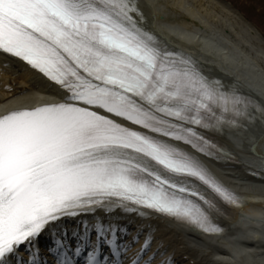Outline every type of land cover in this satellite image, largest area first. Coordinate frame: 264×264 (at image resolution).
Returning a JSON list of instances; mask_svg holds the SVG:
<instances>
[{
	"label": "snow or ice",
	"instance_id": "1",
	"mask_svg": "<svg viewBox=\"0 0 264 264\" xmlns=\"http://www.w3.org/2000/svg\"><path fill=\"white\" fill-rule=\"evenodd\" d=\"M0 55L57 97L0 113V264H157L152 220L216 234L243 206L201 156H231L212 138L264 101L160 40L141 0H0Z\"/></svg>",
	"mask_w": 264,
	"mask_h": 264
},
{
	"label": "bare ground",
	"instance_id": "2",
	"mask_svg": "<svg viewBox=\"0 0 264 264\" xmlns=\"http://www.w3.org/2000/svg\"><path fill=\"white\" fill-rule=\"evenodd\" d=\"M152 1L154 2L155 5L152 4V3H149L147 0H141V7H142V9H143V11L145 13L146 18H147V27L151 31H153V33L157 37H159L160 40L164 41L167 45H169V46H171L173 48H178V46L180 44L186 46L187 48L190 47L187 43H188V41L194 43V40L196 38L194 32L188 31L186 33V35L188 33L189 34L187 35V38L186 39L182 38L181 40L180 39L177 40L176 38L174 39V37L171 34L167 33L166 31H162L163 28H161L160 25L162 23H167V21H166V18H164V17L161 16V14H162L161 12H165L167 10L163 7V4H162L161 0H152ZM209 1L212 2V3H214V5L215 4L217 5V2H218V0H217L216 3L213 2L214 0H209ZM173 3H177V6L182 5V7H184L187 2H185V0H174V1L172 0V4ZM218 4H220V2H218ZM221 4L223 5V3H221ZM158 7H159V9H158ZM190 8H191V6H190ZM194 9H195V7H194ZM194 9L193 8H191L190 10L188 9L189 11H191V13L193 12V14H191V18L193 17L192 15H194L195 13H197V12H195L196 9L195 10ZM222 9H220V10H222ZM227 10H228V8H227ZM173 11H175V10L173 9ZM197 11H198V9H197ZM167 15L165 17H167ZM188 15H190V14H188ZM183 24H184V22H183ZM239 24L241 25L240 28H242L244 31H246V32H249L250 31L252 33V35L255 34L254 33V30L253 29L252 30L250 29V27H249L250 24L248 22H246L245 20H243ZM183 39L184 40H187V41H184ZM259 42H261V41H259ZM262 42L264 44V40ZM202 43H199V42L195 43V44H197V46L195 45V47H192L191 50L194 51L193 54L196 55L199 58L200 62L202 63V65L206 69H208L211 72L216 73L219 76L223 77L225 79V81L226 82L229 81V83L232 80H234V78L231 77V76L235 72H237L239 75H241L240 81L247 82L251 86L253 85V87H255V89L261 91V93L264 94V73H262V74L259 73L254 68H252L249 65V63L247 64V67H246V65H245L246 64V61H247L246 59H245V61L243 60V62H241L242 60L240 61L237 58L236 55H233V54L230 55L228 53L229 51L228 52H225L224 50H221V48H219V46H217L218 44H216V42L214 40H212L211 42L208 41V40H203ZM216 47H217V49H215ZM211 52H216L219 56H221L220 59L216 58V57H218L216 55V53H215V56L216 57H212L211 54H210ZM0 57H1V55H0ZM3 58L6 59L5 57H3ZM22 75H23V73H22ZM34 76L36 77V73L34 71H32V70H30L28 68H25V74H24V76H22L19 79L20 80L19 82L22 83L23 85H25V84L29 83V81H30L29 79L32 78V77H34ZM38 80H41V78H39ZM32 84H30V85H32ZM35 95H36L35 92H30L28 94H23L22 96L18 97L17 99L12 100V98H10V95L8 93L1 94L0 95V105L3 104L5 106L4 108H6V107H9L14 102H20L24 98H36ZM15 100H17V101H15ZM221 139L225 143H227L230 147H232V148H237V145L242 146L243 149H244L243 152L246 153L248 156H250L252 158H255L257 161H259V164H258L259 167H263L264 168V122H263V120L257 118L254 121L250 122L247 125L246 130L242 134H237V133L231 132V131H225L221 135ZM254 143L255 144L257 143V146L255 148V151H253L254 150V148H253ZM258 154H261L262 156L259 157ZM218 166L219 167H223L224 169H229L230 168V170H232L233 172L240 173L241 175H243V176L247 177L249 180H251L252 184H256L257 187H259L260 190H262L261 192H264V188H261V187H264V179H257V178H254L252 176H249L248 173L245 171V169H243L241 167L242 165H235V164H233L231 162L228 163L226 161H223L221 163H218ZM259 188L255 189V190H259ZM244 214H247V215L248 214L249 215L250 214L251 215H258V216L264 218V201L257 202V203H252V204H248L247 207L242 210V212L235 213V215L233 216L234 218L231 220V222L229 224V225L235 227L234 231L227 232L226 235H222V236H209L208 238L211 239V240L227 239L228 237L233 238L234 236H232V235H233V233L235 231L236 232L238 231V227L240 229L241 225H243V224L244 225H247L248 222H251V223H254L255 224V222H257V221H253V220L252 221H249L248 219L243 220V215ZM241 221H243V224H242ZM155 222H158L157 224H159V225L161 223H163V221H161V220H156ZM238 224H239V226H238ZM173 226L174 227L172 229H171V227L164 226L163 227V228H165L164 232H166V233L167 232H170L172 234V233H174L176 231V229L178 227H180V226L177 227L176 224L173 225ZM236 232H235V234H236ZM178 235H179V237L176 240H177V242L180 245H182V247H180L179 245H176L175 246L176 247V253H178L179 251H182V250H185V249L188 248V245L186 244V241L184 240V238H185L184 232L180 231L178 233ZM243 246L246 249V246L245 245H242V247ZM187 254H189V252H187ZM245 258L247 260H249V257L245 256ZM191 259L192 258H190V260ZM242 260H244V259H242Z\"/></svg>",
	"mask_w": 264,
	"mask_h": 264
},
{
	"label": "rangeland",
	"instance_id": "3",
	"mask_svg": "<svg viewBox=\"0 0 264 264\" xmlns=\"http://www.w3.org/2000/svg\"><path fill=\"white\" fill-rule=\"evenodd\" d=\"M161 2L163 7L167 10L164 12L165 16L168 14L167 17H165L167 21L166 24H174V27L179 28L180 31L178 32H180V35L184 39H186L189 34L186 35V33L191 31L194 32L196 37L194 43L191 42L193 45L197 46L195 43H202L203 40H208L210 42L214 40L221 50H224L225 52L229 51L228 53L230 55H236L240 61L242 60L241 62L246 59V67L249 63V65L256 71L261 74L264 73V44L259 42L260 40L256 36L254 37L250 31L246 32L240 28L241 25L239 23L242 22L241 16L236 14L239 12L264 34V0H218L220 4H218L217 0H214L213 2H217V5H214V3L209 0H185L188 4L186 3L185 6L183 5L184 7H182V5L177 6V3L172 4V0H161ZM221 3H223L224 6ZM231 5H233L236 10H234ZM190 6L193 9L195 7L196 10H194L198 13L192 15V18L191 14H193V12L191 13V11H189L191 9ZM230 6L232 10L230 9ZM173 9L175 11H173ZM215 49H217V47ZM20 73L25 74V72ZM7 74L9 77L16 78V80L9 82L11 86L5 87L4 89L0 88V95L8 93L10 98L14 100L13 97L24 94L23 92H25V89L20 88L23 84L19 82V76L15 72ZM25 86L26 89L32 88L29 83L25 84ZM247 248H251L252 251H255V256L249 257V261L245 258V256L249 255V251L245 250V248L242 250L241 257L239 256L238 259L231 255V249L228 251L223 250L222 252L224 253H220L219 258L221 260L219 261L212 260L210 255L208 258L213 264H264V247L246 246V249Z\"/></svg>",
	"mask_w": 264,
	"mask_h": 264
}]
</instances>
